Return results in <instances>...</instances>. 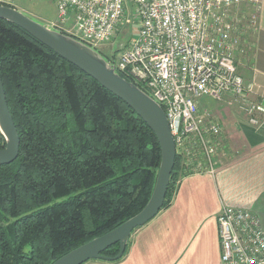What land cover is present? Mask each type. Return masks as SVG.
<instances>
[{
	"label": "trees",
	"instance_id": "16d2710c",
	"mask_svg": "<svg viewBox=\"0 0 264 264\" xmlns=\"http://www.w3.org/2000/svg\"><path fill=\"white\" fill-rule=\"evenodd\" d=\"M0 72L21 139L18 159L0 165V264H52L147 205L161 148L128 104L1 19Z\"/></svg>",
	"mask_w": 264,
	"mask_h": 264
},
{
	"label": "built area",
	"instance_id": "2783aa9c",
	"mask_svg": "<svg viewBox=\"0 0 264 264\" xmlns=\"http://www.w3.org/2000/svg\"><path fill=\"white\" fill-rule=\"evenodd\" d=\"M49 28L69 35L105 57L164 110L177 160L188 174L216 169L221 123L201 101L227 98L250 125H264V88L239 72L250 53L262 0H55ZM251 6L248 18L239 13ZM137 36H118L129 25ZM126 26V27H125ZM249 44V45H248ZM110 47L112 51L105 52ZM263 90L260 100H253ZM222 264H264V228L257 212L223 205L218 215Z\"/></svg>",
	"mask_w": 264,
	"mask_h": 264
},
{
	"label": "crops",
	"instance_id": "0c3cea01",
	"mask_svg": "<svg viewBox=\"0 0 264 264\" xmlns=\"http://www.w3.org/2000/svg\"><path fill=\"white\" fill-rule=\"evenodd\" d=\"M53 1L56 18L50 22L58 15ZM0 5L24 11L18 0H0ZM250 34V53L240 57L239 72L246 81L264 88V0L258 9L257 27ZM262 94L260 89L252 99L260 100ZM201 106L222 126L215 172L182 176L169 204L134 231L117 264H222L218 215L223 205L252 209L264 228V125H250L227 98L207 97Z\"/></svg>",
	"mask_w": 264,
	"mask_h": 264
},
{
	"label": "water",
	"instance_id": "95a60500",
	"mask_svg": "<svg viewBox=\"0 0 264 264\" xmlns=\"http://www.w3.org/2000/svg\"><path fill=\"white\" fill-rule=\"evenodd\" d=\"M0 19L19 26L64 60L95 79L128 104L155 133L161 148V162L147 205L119 227L73 249L52 264H85L95 260L111 262L121 259L134 231L152 221L165 205L172 172L177 162V152L164 110L137 85L119 75L103 55L73 37L53 30L8 5H0ZM0 131L6 139V147L0 149V165H10L19 157L21 139L8 105L1 72ZM117 244L120 252L115 258L103 255Z\"/></svg>",
	"mask_w": 264,
	"mask_h": 264
},
{
	"label": "rangeland",
	"instance_id": "374dc122",
	"mask_svg": "<svg viewBox=\"0 0 264 264\" xmlns=\"http://www.w3.org/2000/svg\"><path fill=\"white\" fill-rule=\"evenodd\" d=\"M18 4H19L18 6H19L20 10H22V11L24 10L23 11L24 14H26L31 19H33V20H35V21H37V22H39V23H41L47 27H49L51 25V23L56 21L55 20L53 22H50L51 18L52 19L56 18V17H54V16H56V7H55L53 0H18ZM253 10L254 9H252L251 6H245V7H242V10L239 13L242 14V17L248 18L250 15V12H253ZM47 20H49V21H47ZM138 28L139 27H137L136 23L135 24H129L121 32V34L118 36L117 41L123 42V43L131 42V40H133L137 36ZM58 32H60V31H58ZM104 51L105 52L112 51V48L110 49V47H105ZM216 119H218V118H216ZM0 133H1V131H0ZM1 134H0V146L6 147L4 140H3V139H5V138H3L4 135L2 134L3 135L2 136ZM5 142H6V139H5ZM178 163H179V166H178L179 169L177 171V175H176V178L174 181V186L177 185L178 181L181 179L182 176L191 172V171L185 170L184 162H178ZM97 261L102 262L104 264H117L118 263V262H109V261H103V260H97Z\"/></svg>",
	"mask_w": 264,
	"mask_h": 264
}]
</instances>
